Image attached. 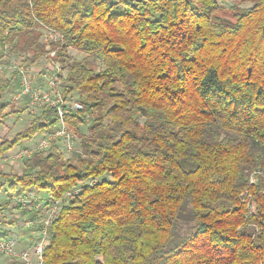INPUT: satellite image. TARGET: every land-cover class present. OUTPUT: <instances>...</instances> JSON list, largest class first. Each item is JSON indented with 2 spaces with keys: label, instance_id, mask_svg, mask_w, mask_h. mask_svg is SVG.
I'll list each match as a JSON object with an SVG mask.
<instances>
[{
  "label": "trees",
  "instance_id": "obj_1",
  "mask_svg": "<svg viewBox=\"0 0 264 264\" xmlns=\"http://www.w3.org/2000/svg\"><path fill=\"white\" fill-rule=\"evenodd\" d=\"M190 2L184 0L181 5L178 0H0V13H4L0 14V55L7 51V56H17L31 66L48 52L41 41L43 30L58 31L62 39L53 41L55 52L49 58L60 65L64 98L70 101L76 95L81 105L80 109L66 115L75 136L72 151L67 150L61 138H51L47 147L33 149L23 159L20 171L0 170V191L6 190L13 196L37 189L49 196L50 205L58 202V210L46 228L44 264H189L187 254L193 251L192 247L170 243L173 213L176 220H184L180 213L182 201L178 195L181 188L177 173L165 170L172 156L171 147L162 155L159 165H146L156 154L152 141L158 142L160 150L165 147L163 135L158 137L154 132V127H162V122L153 125L149 121L155 118L154 113L167 112L169 122L177 120L183 125L185 114L179 112L172 97L178 92L183 94L188 87H195L194 82L199 84L197 91L204 106L199 109L201 119L187 121L189 128L196 127L202 136L209 131L202 121L216 125L210 113H227L228 119L219 125L220 138L239 134L254 136V147L264 140V132H257L251 124L243 129L237 127L241 119L254 114L249 111L253 106L256 113L264 112V103L255 104L264 94V83L258 82L254 71V65H259L264 57L257 58L253 49V55L245 62L244 91L237 89V94L228 90L214 65L206 66V74L195 75L193 66L199 64L196 54L205 50L207 39L193 42L194 37L184 28L188 23L185 17L189 14ZM218 12L216 9L214 14ZM204 15L191 13L198 21H202ZM202 28L203 23H197L196 34H201ZM133 33L138 41L137 55L131 56L134 62L126 63L124 68L136 80L138 71L141 76H154L155 92L168 94L166 104L161 95L159 104L145 105L137 100L135 107H130L125 103V92L119 90L123 87L121 80L106 69L98 70L103 63L102 56L123 55L128 51L125 38ZM229 39L232 40L230 46L224 43ZM257 39L264 40V31L258 33ZM213 42L225 53L241 46L238 39L227 35L218 34ZM70 48L83 51L87 59L73 58ZM153 64H157L159 70L154 69ZM2 72L0 129L7 118L20 115L27 108L24 103L18 107V103L9 98L21 89L18 72L13 70L10 75ZM232 79L236 81L235 74ZM135 91L129 88L127 93L133 96ZM22 98L28 99V96ZM257 120H264V116ZM57 122L55 106H38L27 127L11 138L0 134V159L23 140H32L37 134L41 137L39 143L48 138ZM176 136V133H168V143L180 148L184 136L181 133L179 140ZM248 166L241 163L243 168ZM251 169L256 174L244 173L247 178L237 183L226 174L208 181L206 187L200 186L205 199L223 206L195 204L200 227L194 236L199 233L206 237L214 232L219 236V243L235 252L240 245L248 246L254 231L264 233V181L259 176L264 172V161L257 157ZM182 178L186 184L191 183L196 178L195 169L184 171ZM68 192L71 194L66 196ZM38 206L41 205L27 209L32 219L40 213ZM16 207L21 213L24 210L19 202ZM8 208L1 205L0 211ZM148 215L151 221H157L159 216L166 223H146L143 217ZM18 220L15 216L0 218V240H12L13 230L4 226L16 225ZM38 226L42 231L44 221ZM233 231L239 235H233ZM252 247L264 249L259 243ZM203 250V245L197 249ZM205 255L212 253L205 251ZM9 264L27 263L17 258Z\"/></svg>",
  "mask_w": 264,
  "mask_h": 264
},
{
  "label": "clouds",
  "instance_id": "obj_2",
  "mask_svg": "<svg viewBox=\"0 0 264 264\" xmlns=\"http://www.w3.org/2000/svg\"><path fill=\"white\" fill-rule=\"evenodd\" d=\"M178 3L183 5L184 0H178ZM193 5H195L194 8ZM188 8L189 14L185 17L188 23L184 26L185 30L194 37L193 42L207 39L205 50L196 54L199 58V64L193 66L194 74L202 76L207 73L206 66L214 65L216 71L223 77L224 84L229 91L233 94H237V89L241 92L244 91L246 79L244 75L245 62H247L250 55H253V49H256L255 56L257 58L264 57V40L257 39L258 33L264 31V0H215V3L213 0H191ZM216 9L219 12L214 14ZM6 10L5 8V12ZM192 12L205 14L203 20H196L194 16H191ZM233 19L235 23L231 22ZM197 23H203V28L199 35L195 32ZM218 34L238 39L241 46L233 49L230 53L223 52L219 45L213 42ZM125 39L127 42L125 46L128 51L123 55L108 54L102 56L101 60L103 63L98 70L106 69L121 80L123 87L119 90L125 92V103L130 107L134 108L137 100L145 105H150L153 102L159 104L161 103L159 100L161 95L164 96L163 103H168V94L155 92L154 76H141L138 71L136 77H139V79L136 80L124 68L126 63L131 64L134 62L130 57L137 55L135 48L138 43L134 33ZM224 43L230 46L232 40L229 39L224 41ZM104 51L106 52L107 50L104 49ZM159 63L161 61H157V64ZM157 64H153L152 67L159 70ZM254 71L258 82L264 83V61L259 65H254ZM234 74L236 76L235 82L232 79ZM194 83L195 87H188L183 94L178 92L172 97V101L176 104L179 112L185 114L183 125L177 120L169 122L170 116L167 112L154 113L155 118L149 121L153 125H156L157 121L162 122V127H154V132L158 137L163 135L165 147L160 150L157 141L151 142L156 148V154L150 157V164L146 165V167L159 165L162 155L166 154L168 148L171 147L172 156L169 157L165 170L172 169L177 173L176 178L181 188L178 195L182 201L180 213L183 215L184 220H176L175 213H173L174 227H169L171 233L170 243L179 247H184L185 245L192 247L193 251L187 254L189 264H233V261H236V264H257V261L260 264H264V249L257 250L252 247L257 243L264 245V233L259 230L253 232L251 240L248 241V246L240 245L235 252L219 243V236L214 232H210L206 237H202L199 233L195 236L193 235L195 230L200 227L196 219L198 215L195 209L196 203H206L213 208L223 206L214 203L212 199H205L199 190L200 186L206 187L208 181L226 174H230L232 182L237 183L240 179L247 178L242 175L244 173L248 175L256 174L252 172L251 164L256 163L257 157L264 161V140L254 147V136L239 134L223 139L219 137V125L222 120L228 119L227 113H210L211 118L216 120V125L202 121L204 126L209 129L202 136L196 127H188V120L201 119L199 109L204 106L197 91L199 84L197 82ZM129 88L136 90L133 96L128 95L127 90ZM227 99L225 97V100ZM260 103H264V94L255 101V104ZM249 111L254 114L241 119L237 127L243 129L246 124H251L257 132H264V120H257V117L264 116V112L256 113L254 106ZM112 127L116 128L119 126L112 125ZM170 132L177 134V140L180 139V134H183L184 140L180 148L168 143V133ZM192 133H196V135H192ZM225 148H227V151H225ZM205 152L208 154L205 155ZM242 162L248 163L249 166L247 168L241 167ZM193 169L196 171V178L191 183L186 184L182 178V173ZM259 176L264 181V172H260ZM172 191L176 193V188L173 187ZM160 206L163 207L164 205L161 204ZM143 219L150 224L156 222L166 223L159 216L157 221H151L150 215L143 217ZM185 221L187 222L186 224ZM186 227L187 231H185ZM252 227L254 228L255 225H252ZM141 229H143V226H141ZM233 235H239V233L233 231ZM213 244L216 245L215 248L212 247ZM200 245H203V251H197ZM205 251L211 252L212 255L206 256ZM157 252H159V249H157ZM98 258L103 259V257ZM2 259L3 264H9V257L5 256Z\"/></svg>",
  "mask_w": 264,
  "mask_h": 264
},
{
  "label": "rangeland",
  "instance_id": "obj_3",
  "mask_svg": "<svg viewBox=\"0 0 264 264\" xmlns=\"http://www.w3.org/2000/svg\"><path fill=\"white\" fill-rule=\"evenodd\" d=\"M42 41V40H41ZM10 47V45H9ZM70 55L73 58L76 59H87V54L83 51H80L75 48L69 49ZM15 53H13L14 55ZM48 52L42 56L35 64L28 65L31 67V71L33 73V82L38 87H46V78L44 76L48 74H53L54 68L53 63L50 58H47ZM17 57V56H15ZM2 63H6L5 58L2 59ZM4 73H7V75H10L9 73L13 71L12 69H4ZM3 73V72H2ZM12 98L15 102L18 103V107L21 105V103H24V105L27 107L23 112L20 113V115L11 116L6 119L4 125L0 129V134L2 136H7L9 138L13 137V135L24 129L28 126L30 123V120L32 119V114H34L37 111V107L35 105H30V99L27 98H17L14 99V93L9 96V98ZM8 100V98H7ZM70 101H76V95H74L72 98L69 99ZM39 134L36 135L32 140H23L20 145L14 147L11 149L3 158L0 159V170L3 171H20L21 164L23 162V159H25L26 156L29 155V153L33 149H42L38 148L39 146ZM62 144V143H61ZM60 144V145H61ZM64 147V146H63ZM47 194L38 192L37 189H33V191L29 192L28 194L20 193L18 195L10 196V194L6 190L0 191V206L4 205L8 209H4L3 211H0V218L8 219L10 217H17L19 218L16 225L8 226L5 225V228H10L13 230V235L11 239H14V247L16 250L20 251L23 248H26L30 245V242L34 241V239H37L39 234H41V228L38 225L42 224V221L48 216V212L52 209L53 205L47 201L49 198ZM21 203L22 208L24 210H21L19 212L18 207H16L17 203ZM36 202V204H34ZM48 203L47 205L45 203ZM34 205H41L38 206V209L40 210V213L37 218L32 219L29 212H27V209H35ZM37 208V206H36ZM24 211V212H23ZM4 216V217H3ZM35 221V222H34ZM9 257V262L16 261L17 258L15 256L7 255L6 253L0 251V263L3 264L2 257ZM33 258V262H34Z\"/></svg>",
  "mask_w": 264,
  "mask_h": 264
},
{
  "label": "built area",
  "instance_id": "obj_4",
  "mask_svg": "<svg viewBox=\"0 0 264 264\" xmlns=\"http://www.w3.org/2000/svg\"><path fill=\"white\" fill-rule=\"evenodd\" d=\"M62 39L61 33L54 29H44L41 37L42 42L46 45L48 50L47 58L54 54L52 48L53 41H60ZM4 55H0V72L4 69H13L18 72L21 81V89L14 94V99L22 96H28L30 99V105L41 106L43 104H50L56 107L58 122L55 130L49 134L48 138H44L39 143L38 148H45L49 145L51 138H61L68 151L74 149L75 136L70 130L66 120V115L69 111H77L81 108V105L77 101H68L64 98V92L60 87L59 73L61 72L60 65L52 62L55 69L53 74L45 75L46 87H38L34 84L33 78L35 77L31 71V67L25 65L23 61L15 56H7V51L3 52ZM7 60L6 63H2V59ZM51 59V58H50ZM52 61V60H51ZM34 76V77H33ZM71 192H68L66 196H69ZM58 210V202H55L52 209L48 212V216L43 220L45 223L42 233L32 243L18 251L14 247V240H0V251L7 255L15 256L22 259L27 264H44L43 254L47 244L46 228L51 224ZM33 258L35 259L33 262Z\"/></svg>",
  "mask_w": 264,
  "mask_h": 264
}]
</instances>
